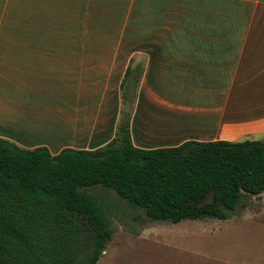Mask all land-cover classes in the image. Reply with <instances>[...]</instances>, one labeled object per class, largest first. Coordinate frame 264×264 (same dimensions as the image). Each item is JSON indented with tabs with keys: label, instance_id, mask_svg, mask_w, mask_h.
I'll use <instances>...</instances> for the list:
<instances>
[{
	"label": "crops",
	"instance_id": "0c3cea01",
	"mask_svg": "<svg viewBox=\"0 0 264 264\" xmlns=\"http://www.w3.org/2000/svg\"><path fill=\"white\" fill-rule=\"evenodd\" d=\"M124 126L147 150L264 142V0H0V138L57 155Z\"/></svg>",
	"mask_w": 264,
	"mask_h": 264
},
{
	"label": "trees",
	"instance_id": "16d2710c",
	"mask_svg": "<svg viewBox=\"0 0 264 264\" xmlns=\"http://www.w3.org/2000/svg\"><path fill=\"white\" fill-rule=\"evenodd\" d=\"M114 190L152 221L228 220L264 193V142L135 147L124 126L96 150L24 149L0 138V264H97L113 230L81 188Z\"/></svg>",
	"mask_w": 264,
	"mask_h": 264
},
{
	"label": "rangeland",
	"instance_id": "374dc122",
	"mask_svg": "<svg viewBox=\"0 0 264 264\" xmlns=\"http://www.w3.org/2000/svg\"><path fill=\"white\" fill-rule=\"evenodd\" d=\"M136 7L141 10V2ZM134 19L141 22V15ZM80 191L99 206L113 230L97 264H264V193L244 198L228 220L172 224L150 220L110 188Z\"/></svg>",
	"mask_w": 264,
	"mask_h": 264
}]
</instances>
